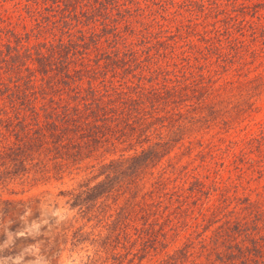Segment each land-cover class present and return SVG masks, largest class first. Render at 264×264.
Here are the masks:
<instances>
[{"label": "rangeland", "instance_id": "obj_1", "mask_svg": "<svg viewBox=\"0 0 264 264\" xmlns=\"http://www.w3.org/2000/svg\"><path fill=\"white\" fill-rule=\"evenodd\" d=\"M93 102L113 133L55 146L46 112ZM153 144L154 165L66 203ZM0 264H264V0H0Z\"/></svg>", "mask_w": 264, "mask_h": 264}, {"label": "trees", "instance_id": "obj_2", "mask_svg": "<svg viewBox=\"0 0 264 264\" xmlns=\"http://www.w3.org/2000/svg\"><path fill=\"white\" fill-rule=\"evenodd\" d=\"M48 53H50V51H48L46 55L44 54V57L36 54L32 58L36 64V72L40 73L41 77L46 73V66L49 64V61L47 60ZM177 88V90L171 87L163 91H154V93H151L153 99H149V97H147V100H151V102H166L177 95L179 89H181L180 85H178ZM117 95L116 102H121L119 103L120 110L129 108L131 111V109L136 106L138 99L134 102L135 99L127 97L126 94L124 98L122 97V94L117 93ZM145 98L146 97L144 96L142 99V96H140V100H145ZM108 102L110 101H107V104ZM56 107L57 108L55 109H50L52 112L47 111L43 119L44 122L46 121L44 123V126H46L45 130L48 132L49 138H51V141L55 146L59 143L61 144L62 140H66L67 142L71 141L70 138L78 135L77 132H81V134L83 133L84 135L80 136H88L89 140L92 139L95 142H103L108 136H110V133H113V129L108 124L109 117L107 115L109 111L106 109L104 104H100L98 102H93L92 105L88 104L87 111L83 115L84 117H81L79 111H76L73 107L67 108L64 105L59 106L58 104ZM112 114L114 115L113 112ZM80 118H82L85 122L80 123ZM81 126H83V128H81ZM28 142L30 141L23 139L20 146L25 147ZM154 146H158V148H155ZM18 147L19 146L16 148ZM72 148H74V150H68L69 152L63 153L64 155L62 154V156H65L71 161L81 159L83 155L79 150L80 147L74 145ZM14 152V149H12L11 152L8 150L2 155L3 157L8 158V160H13L12 164H16L18 166L22 163L13 159ZM165 153L166 150L160 147V145L153 144L145 149H141L138 152L132 153L131 155L109 159L105 163L99 165L97 176H101V178L92 184L87 182L79 184L75 192H67L66 194L68 197L66 199V203H68L69 207H77L83 210L87 209L94 202H96V200L110 194L124 181L132 178V176L139 172L143 167H150L154 165ZM26 172V167H23L22 165H20V167H13V169L10 168L9 170L10 174L19 173L20 175H23ZM234 250L235 253H237L240 249L235 246Z\"/></svg>", "mask_w": 264, "mask_h": 264}]
</instances>
